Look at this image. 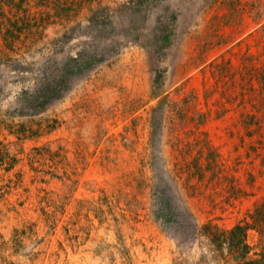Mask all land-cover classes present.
I'll list each match as a JSON object with an SVG mask.
<instances>
[{
	"label": "rangeland",
	"instance_id": "obj_1",
	"mask_svg": "<svg viewBox=\"0 0 264 264\" xmlns=\"http://www.w3.org/2000/svg\"><path fill=\"white\" fill-rule=\"evenodd\" d=\"M101 2L112 27L108 13L102 27H74V38L47 56L102 51L114 45L108 33L119 46L50 106L28 108L20 97L42 74L0 64V264H236L213 251L201 226L230 229L264 197V162L244 127L251 106L239 102L241 92L253 95L250 64L264 63V0ZM17 17L0 0V50L8 19ZM165 27L172 34L161 46L154 39ZM156 72L162 84L153 96ZM160 109L165 164L180 176L178 192L198 230L182 241L152 214L149 132ZM178 109L188 114L180 126L170 123ZM203 139L220 166L197 180L191 162L188 180L185 162L199 156ZM257 151L264 154V141ZM258 239L249 229V244Z\"/></svg>",
	"mask_w": 264,
	"mask_h": 264
},
{
	"label": "trees",
	"instance_id": "obj_2",
	"mask_svg": "<svg viewBox=\"0 0 264 264\" xmlns=\"http://www.w3.org/2000/svg\"><path fill=\"white\" fill-rule=\"evenodd\" d=\"M5 3L13 4L15 13L20 14V17L9 18V23L5 25L2 31L4 50H0V64H8V69L12 72L35 71L43 75L34 83L33 87L22 89L20 97L28 101V108L45 109L50 106L68 90L71 80L79 78L85 71L94 68L97 63L105 59V55L108 56L119 46L118 37L112 39L110 36L112 33H108L105 40L109 39V44L114 45H110L102 51H100L102 47L96 45L90 51H77L72 56L73 58L69 55L66 57L64 55L61 57L47 56L50 55L58 42L64 44L63 41L67 42V37L68 41L74 38V34L70 33L75 30L74 27L101 25L109 9L101 0H5ZM107 16L108 27H112L111 15L108 13ZM18 20L20 21L19 24ZM99 27H95L96 30H99ZM1 29L2 27H0ZM20 32L26 36L27 44L24 37L20 39ZM51 34L52 37L56 38V43H52L50 40ZM171 34V29L167 31L166 27L162 28L154 40H158L160 45L162 44L161 46H166L170 41ZM58 37L59 39H57ZM45 51L47 52L45 53ZM44 56H47V59L44 60L46 62H41L34 68L33 65L38 60L35 57ZM249 58L252 59L248 55L243 61ZM65 60L70 62H64ZM52 62L54 65L51 69ZM247 65L249 64L243 65V68ZM250 65H252V69H250L252 71L250 73L251 81L255 82L253 85H249L250 89L253 90V95L245 96L241 92L239 102L244 109L249 108V105L251 106L248 119L244 120V127L249 129L248 137L252 139L250 146L254 152L260 154L258 158L264 162V154L257 151L260 148V142L264 141L262 123L264 121V63L255 68L253 67L254 63ZM156 74L151 82V94L153 96L159 94L162 84L161 74L158 72ZM245 76L244 72L241 73V81ZM175 114L177 117L170 121L173 125L180 126V121L184 122L188 119L186 109H178ZM156 115L157 117H151L149 132L148 166L153 177L151 185L152 214L169 236L182 241V238L186 236H195L198 230L196 223L192 221L193 215L185 208L178 192L177 178L180 176L174 172V169H168L165 164L162 136L166 122L162 109ZM167 120L169 121V119ZM167 129L171 130L169 127ZM200 142L197 149L199 156L188 159L184 165L187 168L186 178L188 180L193 173L189 168L191 162L196 169L193 176L195 174L197 180L202 178L205 168L209 169L213 166L219 168L220 166L218 163L219 154L204 139ZM172 145L173 150L179 148L177 144ZM185 145L187 149L185 148L184 152H187L190 144L185 143ZM196 184L197 182L190 181V185ZM255 203L253 209L248 213L249 219H243L230 229H220L210 223L201 226V231L209 238L213 251H217V254H224L223 258L228 255L236 264H264V197ZM249 229L255 230L259 236L254 246L249 244L247 240ZM222 264H229L227 258Z\"/></svg>",
	"mask_w": 264,
	"mask_h": 264
}]
</instances>
